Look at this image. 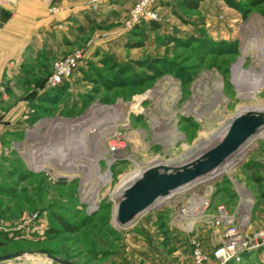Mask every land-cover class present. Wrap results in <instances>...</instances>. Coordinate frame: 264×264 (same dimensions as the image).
Segmentation results:
<instances>
[{
	"label": "rangeland",
	"instance_id": "rangeland-1",
	"mask_svg": "<svg viewBox=\"0 0 264 264\" xmlns=\"http://www.w3.org/2000/svg\"><path fill=\"white\" fill-rule=\"evenodd\" d=\"M80 1L92 22L70 46L56 51L55 60L44 58L32 75L35 83H44L55 61L81 52L59 104L29 109L17 121L12 110L29 87L13 85L5 102L0 95V256L20 253L0 264H56L45 253L74 264L139 262L140 239L150 241L171 264H195L193 238L206 264H216L213 252L226 229L212 225L219 207L244 224L247 234L264 228V134L245 150L242 164L224 171L219 181L187 193L175 191L161 210L140 217L129 229L113 223L118 199L110 193L136 165L177 158L209 139L204 132L220 128L242 106L253 109L264 103V0H230L235 7L225 0H201L194 9L183 0H158L156 29L129 26L138 0H105L97 10ZM256 38L263 45L259 54ZM138 43L143 45L136 47ZM119 67L124 70L118 72ZM256 81L263 82L262 89L253 99H242ZM118 101L137 103L126 125L115 128L127 156L109 162L114 151L106 144L104 151L98 149L97 165L90 166L88 160L98 151L93 137L107 131L111 118L104 109ZM18 126L26 130L6 131ZM90 133V143L80 149L48 151L58 141ZM45 158V169L33 171ZM236 183L248 194L247 209ZM205 189L211 191L208 206L188 230L175 211ZM90 192L92 210L82 199ZM176 239L186 244L180 263ZM240 264H264V248L248 252Z\"/></svg>",
	"mask_w": 264,
	"mask_h": 264
},
{
	"label": "crops",
	"instance_id": "crops-1",
	"mask_svg": "<svg viewBox=\"0 0 264 264\" xmlns=\"http://www.w3.org/2000/svg\"><path fill=\"white\" fill-rule=\"evenodd\" d=\"M117 2L121 4L122 0ZM83 5L84 2L80 0H0L1 100L7 101L10 93L14 92L13 85L24 83L29 87L28 94L25 98H20L12 110V113L17 111L14 114L15 120L27 117L29 109L45 107L47 104L41 101L49 94L41 87L42 83L32 80V75L44 58L51 60L56 57L58 49L70 46L78 34L88 28L92 21L83 11ZM53 6L60 7L62 11L53 12L50 9ZM10 116L11 114L8 117ZM22 129L26 130L25 126L5 130L17 133ZM174 244L177 248L175 260L177 258L179 263L183 262L181 259H184L186 244L180 239H176ZM137 245L143 251L137 252L139 262L132 260L128 263L125 260V263L171 264L147 239H140Z\"/></svg>",
	"mask_w": 264,
	"mask_h": 264
},
{
	"label": "bare ground",
	"instance_id": "bare-ground-1",
	"mask_svg": "<svg viewBox=\"0 0 264 264\" xmlns=\"http://www.w3.org/2000/svg\"><path fill=\"white\" fill-rule=\"evenodd\" d=\"M260 39L261 38H256V41H255L256 43H254V48L258 54L263 52V45L261 42H259ZM241 64H242V61H239L237 66L240 67ZM257 65L259 67H261V64L258 63ZM262 83L263 82H260V81L254 82L253 86L250 87L249 95L242 96V99H250V98L253 99L256 96V94L262 89V87H263ZM135 109H137V103L134 101L127 102V103H124L122 101H118L116 106H114L113 108L108 109V110L104 109L107 112L111 113V116L109 115L111 118L107 122V124L105 125V127H107V131H105V132L103 131L104 132V133H102L103 135L101 133H96L93 137V140L95 138V140L97 142V145H98L97 150L100 148L101 150L104 151L105 145L107 144V147L108 148L110 147L111 150L114 151V153L112 152L113 154H111V157L108 160L109 162H111L112 160H114L116 158L121 159L122 157L125 158V156H127L123 153V147H124L123 137H122V135L117 134L115 132V128H116L117 124L126 125L127 118L129 117V112L131 110H135ZM250 112L258 113L259 115H261L264 118V103L262 102L259 105H256L255 108H253V109H250V108L248 109V108L242 106L236 115L247 114ZM231 129H232V124H231V119H229L227 122H225L217 130H211L209 132H204V135H206V137H208L209 139H207L206 141H201L200 143L198 142L193 147V149H186L185 152L177 158L171 159V160L166 161V162H163L160 160H154V162L152 164H147L146 166H143V167L136 165L133 170L129 171L128 173H126L120 177L119 184L110 193L111 196L114 199H118V201H119L122 197L132 194L136 187H140L142 185L149 186L148 184L151 183V181H153V179H154V172H159V171L161 172L162 171L165 173H170L172 171H175L176 168H178L179 166H181L184 163L187 164V163L193 162V160H195L196 156L201 154L204 150H206V148L211 146L215 141L222 139L224 136L228 135V133ZM263 134H264V129L261 132H259L256 136H251V137L247 138L245 141V144L242 147L241 152L234 155L229 160V162H227L226 164H224L223 166H221L219 168L220 173H224V171L225 172L229 171L231 167H233L238 161H240L242 159V156L244 155L245 150L252 146V143L254 142V140L259 139V137L263 136ZM90 136H91V133L89 135L84 134L82 136H78V137H74V138L68 137L69 139L67 138L66 140L58 141L55 144H53L52 146L48 147V151L57 150V149L62 150V149L72 147L73 145L76 148L80 149L82 146H84V144L90 143V140H91ZM203 145H206L207 147H203ZM85 148H86V146H85ZM107 151H109V150L107 149ZM100 156L101 155H100L99 150L96 151L94 158L92 160H88V164L90 166L91 165L96 166L97 161H98ZM131 159L134 160L133 158H131ZM48 161L49 160L47 158H45L39 164H37V165L34 164L33 165V171H35V172L43 171L45 169L44 164L48 163ZM58 176H62V177L67 176L69 179H71L73 177H77V175H67V174L65 175V174H61V173L58 174ZM236 188H237L236 191L239 192V193L238 192L237 193L240 194L239 196H241V199L246 201L244 206L247 209L249 204H250V199L248 197L247 192H245V190L237 183H236ZM179 192H184V190L179 189ZM93 195H94V193H91V192L86 193L85 196L82 198L85 203L90 205V210L95 208V203L93 201ZM202 202H205V198L201 199V198L197 197V198H193L192 200H189L188 213L180 214L177 216L180 221L185 222L186 229H190L192 227V225L195 223L194 222L195 219L200 216V213L203 209V205H202L203 203ZM241 202H242V200H241ZM115 214H116V208H115ZM190 216H193V217L190 218ZM114 217H115V215H114ZM242 225H244V224H242Z\"/></svg>",
	"mask_w": 264,
	"mask_h": 264
},
{
	"label": "water",
	"instance_id": "water-1",
	"mask_svg": "<svg viewBox=\"0 0 264 264\" xmlns=\"http://www.w3.org/2000/svg\"><path fill=\"white\" fill-rule=\"evenodd\" d=\"M231 124L228 135L215 141L193 162L184 163L170 173L154 172V179L149 186L136 187L132 194L122 197L115 207L113 223L120 229H129L140 217L161 210L175 191L182 189L187 193L202 189L215 180L219 181L223 174L219 168L241 152L247 138L256 136L264 129V118L252 112L238 114L231 119ZM241 160L236 164L241 165ZM45 256L56 264H74L48 253ZM18 257L20 253H10L0 256V261Z\"/></svg>",
	"mask_w": 264,
	"mask_h": 264
},
{
	"label": "built area",
	"instance_id": "built-area-1",
	"mask_svg": "<svg viewBox=\"0 0 264 264\" xmlns=\"http://www.w3.org/2000/svg\"><path fill=\"white\" fill-rule=\"evenodd\" d=\"M105 0H87L89 9L97 10ZM158 0H138L136 5L129 13V26L134 27L141 21L157 22L158 15L154 11V5ZM59 8L55 12H61ZM82 54L79 51L69 54L62 60H57L53 63L51 72L46 78V88L54 89L66 81L82 60ZM264 166V159L262 161ZM211 194L210 189L200 190L198 198H205L202 202L203 209L200 215L208 206V199ZM185 207L181 210L175 211L178 215L188 213L189 201L186 202ZM193 216H190L192 218ZM212 225L222 226L226 229L221 237L220 245L213 252L216 264H240L243 260V254L264 248V228L252 232L245 233L244 226L237 221L233 215H228L224 207H219L216 216L213 217ZM191 229V228H190ZM189 230V229H188ZM191 253L195 264H206L207 257L202 253L199 242L196 238L191 240Z\"/></svg>",
	"mask_w": 264,
	"mask_h": 264
},
{
	"label": "trees",
	"instance_id": "trees-1",
	"mask_svg": "<svg viewBox=\"0 0 264 264\" xmlns=\"http://www.w3.org/2000/svg\"><path fill=\"white\" fill-rule=\"evenodd\" d=\"M200 1L201 0H183V4L188 9H194V8H197L198 7V4H199ZM225 1H227V3L230 6L235 7V5L230 0H225ZM154 23L155 22H151V21H149V22L141 21L139 24H136L133 28L134 29H137L139 27H143L145 24H150L151 25V29H156L157 26L154 25ZM139 35L144 38L145 37V32L141 30L139 32ZM130 45L132 46L133 44H130ZM142 45H143L142 43H138L136 45V47L137 46L140 47ZM207 46H209V45H207ZM131 48H133V47H131ZM115 68H117V66H115ZM122 70H124L122 67H119L117 69L118 72H121ZM67 82H68L67 80L64 81L60 86H58L57 88H54V89H48V88H46L45 82L42 83V86L41 87H44L45 88V90H46L47 94H49V96L48 97H45L41 102L44 103V104L47 103L49 105L56 106L59 103V98L62 96L63 93L66 92ZM38 108L43 109V111H44V108L45 107H38ZM3 244L4 243L0 242V247L3 246ZM246 254L247 253L243 254V259H244V256H246Z\"/></svg>",
	"mask_w": 264,
	"mask_h": 264
}]
</instances>
